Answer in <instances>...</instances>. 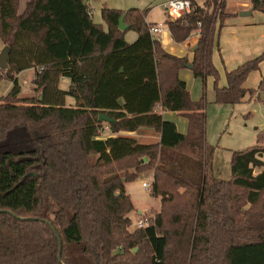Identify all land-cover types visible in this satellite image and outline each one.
<instances>
[{
	"label": "trees",
	"instance_id": "trees-1",
	"mask_svg": "<svg viewBox=\"0 0 264 264\" xmlns=\"http://www.w3.org/2000/svg\"><path fill=\"white\" fill-rule=\"evenodd\" d=\"M191 3L189 13L167 21L178 44L199 33L190 63L151 35L149 10L104 6L105 27L85 0H30L22 13L19 0H0L13 84L0 96V264H264V131L258 145L233 153L230 180L215 178L206 98L193 101L180 78L189 65L195 78H213L218 104L260 99L264 76L256 89L245 84L264 52L227 72L220 86L213 55L230 15L224 0ZM253 8L263 10L258 0ZM128 31L135 42L126 41ZM30 69L41 100L20 97L17 75ZM62 77L71 80L67 91ZM68 96L75 106L66 105ZM158 109L187 119V134ZM102 114L114 122H101ZM142 129L159 141L130 136ZM150 170L161 209L131 231L126 184Z\"/></svg>",
	"mask_w": 264,
	"mask_h": 264
},
{
	"label": "rangeland",
	"instance_id": "rangeland-1",
	"mask_svg": "<svg viewBox=\"0 0 264 264\" xmlns=\"http://www.w3.org/2000/svg\"><path fill=\"white\" fill-rule=\"evenodd\" d=\"M30 0H19V13H22ZM115 1L116 7L111 9L127 11L132 8L147 9L151 8L148 13L147 20L162 25L165 31L170 34V47L176 50L183 48V44L176 43L171 37V32L167 21L170 20L164 8L160 5L166 0H110L112 3ZM205 0H198V4L204 5ZM113 4V3H112ZM108 6V5H107ZM109 7V6H108ZM93 20L97 24H104L102 18L103 4L94 2L91 6ZM243 9L242 6L236 4L235 0H227V10L236 12ZM106 27V26H105ZM196 34V33H194ZM224 35V34H223ZM126 40L133 43L137 40V34L133 31H128ZM225 42V39L223 40ZM8 46L5 44L0 36V53ZM171 53V49H166ZM219 53V47L214 51V57ZM172 54V53H171ZM187 54V53H186ZM176 56V55H175ZM178 57V56H177ZM182 58V57H179ZM184 58H187L184 55ZM264 64V63H263ZM0 96L5 97L12 89V82L8 78L6 70L0 69ZM18 76V75H17ZM35 71L24 72L19 80L21 86V98L39 97L41 92L35 89ZM71 86V80L68 77H62L60 80V89L67 91ZM206 148L208 159L210 160V171L215 178L220 180H230L232 177L231 161L235 151L247 150L259 144V133L264 131V92L261 93L260 99H246L244 102L236 105L231 104H218L215 102V93L213 87L207 90L206 95ZM76 101L74 98L68 96L66 98L67 106H75ZM177 115V114H176ZM181 123L186 124V120L181 116H176ZM182 121V122H181ZM180 129V128H179ZM110 134L109 127L102 131V136L105 137ZM158 136L152 130V133L139 132L135 137L137 140L144 144H151L156 141ZM23 139L18 138L17 142H22ZM133 170H128V174H132ZM124 174V172H123ZM154 182V173L152 170L140 174L136 179L126 184V189L131 196L135 210L130 214L132 219L131 231L138 228L139 221L148 220L149 223L156 217L157 212L161 209L160 198H156L150 190L143 187V184L150 186ZM141 213V215H140ZM137 250H135L136 252Z\"/></svg>",
	"mask_w": 264,
	"mask_h": 264
},
{
	"label": "crops",
	"instance_id": "crops-1",
	"mask_svg": "<svg viewBox=\"0 0 264 264\" xmlns=\"http://www.w3.org/2000/svg\"><path fill=\"white\" fill-rule=\"evenodd\" d=\"M224 1L226 5L225 11L230 16H228L225 19L224 26L220 31L219 53L216 54L215 57L213 56V63L220 73V86L226 85L227 72H230L236 69L238 66L242 65L246 61L256 58L264 52V12L263 10L262 9L256 10L253 8V4L252 5L250 4L248 7L242 6L243 9H240L236 12H230L227 10V0H224ZM85 2L90 7L92 6L94 2H100V4H103V7L107 5L109 6V7L107 6L108 8L116 7L115 1H113L112 2L113 4H112L110 0H85ZM164 2H162L160 5L162 6ZM196 2L198 3V0H196ZM140 10H149L150 12L151 8L140 9ZM251 10H252V13L249 16L240 15L241 12H248ZM166 14L168 15L167 12ZM92 18H93V14H92ZM172 19H175V18L172 17ZM147 22L151 26L158 25L157 23L151 22L149 20H147ZM127 33L125 35V38L127 36ZM195 33L196 34L193 33L184 43H182L183 48H180L179 50H176L170 47L171 45L170 34L168 35L164 27H163L162 32L156 36V39L160 41L161 45L163 46L166 52H168L166 50L168 48V49H171L172 54L169 52L168 53L173 56L176 55V57L178 56V57L184 58V55H186V57H188V60L191 63L194 59V50L196 49L198 42H199V33L198 32H195ZM224 39H225V42H223ZM263 63L259 70L254 71L250 74L245 84L246 88L248 89L258 88L264 76V64ZM31 71L33 72L35 70L30 69V70L23 71L17 76V78H20V76L24 72H31ZM180 78L186 83L193 101L197 102V101H200L204 96L206 97L207 90L211 89L212 87L214 91L213 78L210 77L206 79V81L195 78L193 71L189 68L183 69L180 72ZM2 95L3 94H1V96ZM158 110L162 113L165 120L173 122L176 125L178 132H180L181 134H187L188 132V120L187 119H185L184 117H181L186 120V124L181 123L182 126L180 127L179 126L180 120L176 117L178 115L176 112L162 111L161 109H158ZM145 131H147L148 133H152V130L150 129H142L140 131L135 132L134 134H131L130 136L137 137L139 132H145ZM153 138L156 139L155 142L159 141V136H156Z\"/></svg>",
	"mask_w": 264,
	"mask_h": 264
},
{
	"label": "built area",
	"instance_id": "built-area-1",
	"mask_svg": "<svg viewBox=\"0 0 264 264\" xmlns=\"http://www.w3.org/2000/svg\"><path fill=\"white\" fill-rule=\"evenodd\" d=\"M259 3H261L263 7V12H264V0H258ZM235 2L239 6H244L248 7L250 4L252 5L254 0H235ZM163 8L165 11L168 13L169 16L178 18L183 14L189 13L192 9V3L191 0H167L162 4ZM163 30L162 25H155V26H150V33L151 35L156 38V36L161 33ZM143 187L150 190V185L144 183ZM149 225L148 220H140L138 223V228H144Z\"/></svg>",
	"mask_w": 264,
	"mask_h": 264
},
{
	"label": "water",
	"instance_id": "water-1",
	"mask_svg": "<svg viewBox=\"0 0 264 264\" xmlns=\"http://www.w3.org/2000/svg\"><path fill=\"white\" fill-rule=\"evenodd\" d=\"M251 13H252V10L248 11V12H241L240 15L241 16H249V15H251ZM120 28L122 30H126L127 29V26L124 25V19L123 18L120 20ZM10 53H11V49L8 46H6L1 51V53H0V69H2V70H7L8 69ZM188 68L192 69V66L189 65ZM41 99H42V97H39V100H41ZM100 121L108 123V124L114 122V120H112L108 115H104V114H102L100 116ZM53 230H54V232H56V230L54 228H53ZM57 237H58V240H59V244L61 245V240H60L58 235H57ZM60 256H61V253L59 254V258H60Z\"/></svg>",
	"mask_w": 264,
	"mask_h": 264
}]
</instances>
